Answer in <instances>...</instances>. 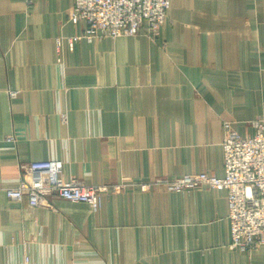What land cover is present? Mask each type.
Returning <instances> with one entry per match:
<instances>
[{"label": "crops", "instance_id": "1", "mask_svg": "<svg viewBox=\"0 0 264 264\" xmlns=\"http://www.w3.org/2000/svg\"><path fill=\"white\" fill-rule=\"evenodd\" d=\"M72 5L0 0V264H264L230 248L223 190L126 187L96 212L6 197L39 161L87 186L223 177V123L252 135L264 118V0H171L154 38L71 48Z\"/></svg>", "mask_w": 264, "mask_h": 264}, {"label": "built area", "instance_id": "2", "mask_svg": "<svg viewBox=\"0 0 264 264\" xmlns=\"http://www.w3.org/2000/svg\"><path fill=\"white\" fill-rule=\"evenodd\" d=\"M171 0H73L70 21L82 25L81 33L67 39L72 48L76 41L88 42L104 38L116 39L139 34L156 37L165 23ZM60 40L57 39V45ZM16 92H10L15 97ZM252 135L239 134L232 123H223L224 176L197 173L148 183L123 181L119 184L87 186L77 179H64L59 161L31 162L20 166V178L3 190L9 200L26 199L31 207L52 208L49 199L57 197L72 203H84L96 212L101 207L102 194L118 192L126 187H138L145 192L155 187L183 193L196 189H218L226 193L230 222V248L250 253L264 247V118L249 124ZM8 142H15L8 137ZM22 264H30L25 255Z\"/></svg>", "mask_w": 264, "mask_h": 264}]
</instances>
